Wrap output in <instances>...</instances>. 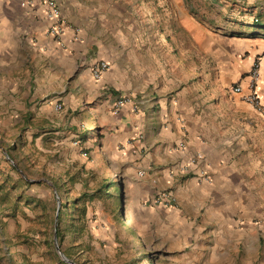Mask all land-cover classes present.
<instances>
[{"label": "rangeland", "instance_id": "1", "mask_svg": "<svg viewBox=\"0 0 264 264\" xmlns=\"http://www.w3.org/2000/svg\"><path fill=\"white\" fill-rule=\"evenodd\" d=\"M36 1L15 0L22 8V19L29 20ZM54 1L62 21L77 33L84 23L73 27L65 11L78 1L82 13L88 14L85 22L93 23L91 35L96 43L113 38L116 31L106 32L114 30V24L129 39L141 38L155 45L167 39L193 75L191 82L210 76L213 37L224 31L233 33L249 21L255 26L257 15L264 13V0H184L182 4L176 0ZM108 23L112 25L107 29ZM36 43L22 26V63L0 65V264H70L59 250L76 264H264L261 231L244 241L238 237L241 229L230 225L233 239L222 242L217 236L220 229L207 224L206 214H200L195 223L188 221L177 234L172 229L146 228L136 221L132 180L122 177L121 167L102 144L105 128L98 118L100 101L85 100L72 108L58 106L50 116L51 126L42 119V101L33 96L40 67ZM97 50L96 46L91 50L93 58ZM160 53L156 49L154 54L159 57ZM162 56L163 63H169L165 70L178 74L173 70L177 66L174 56ZM257 64L246 74L248 80L238 79L231 86L241 84L245 91L253 84L258 87L259 79L251 78ZM155 66L156 72H162ZM181 172L186 176L183 181H191L189 168ZM113 177L121 185V204L115 193L108 197L95 194L104 179ZM62 179L68 184L58 191L56 185H62ZM168 192L177 197L174 188L164 191ZM81 195H85L80 202L86 205L85 216L73 206L64 207ZM131 224L136 233L130 232ZM58 227L61 236L55 237Z\"/></svg>", "mask_w": 264, "mask_h": 264}, {"label": "crops", "instance_id": "2", "mask_svg": "<svg viewBox=\"0 0 264 264\" xmlns=\"http://www.w3.org/2000/svg\"><path fill=\"white\" fill-rule=\"evenodd\" d=\"M17 2L0 0V65L22 63L23 26L36 38L40 53L33 96L42 101L47 125L60 105L72 108L85 100L100 101L102 144L121 167L122 177L132 180L136 221L177 234L188 221L195 223L206 214L207 224L220 229L217 236L222 242L233 239L230 225L241 229L238 237L244 241L259 231L264 234V114L243 102L231 86L238 79L248 80L246 74L258 62V92L264 103V27L249 21L239 30L229 29L233 33L213 37L210 76L191 82L193 75L167 39L158 45L129 39L114 24V30L106 32L116 31L113 38L96 43L93 23L85 22L88 14L82 13L78 1L65 15L73 27L83 22L82 30L68 28L65 37L56 38L48 33L44 0L36 1L29 20L22 19ZM111 25L106 24L107 29ZM237 31L242 35H233ZM156 49L161 50L159 57ZM163 53L174 56L173 70L178 74L165 70L169 63H163ZM100 60L110 66L101 80H95L91 67ZM156 64L162 72H156ZM125 96L132 101L117 107ZM198 154L205 158L194 164ZM185 166L193 175L188 182L181 172ZM205 169L210 180H200ZM167 188L176 191V208L154 200Z\"/></svg>", "mask_w": 264, "mask_h": 264}, {"label": "built area", "instance_id": "3", "mask_svg": "<svg viewBox=\"0 0 264 264\" xmlns=\"http://www.w3.org/2000/svg\"><path fill=\"white\" fill-rule=\"evenodd\" d=\"M31 2H34V0H31ZM30 3L28 2L27 4H30ZM44 3H45V10H46L45 15H46V18L50 22V27H49L50 34L53 35L54 37L56 36L62 37L65 31L68 29V27L61 19V13L59 11L58 5L56 4L54 0H45ZM109 66L110 64L106 60H100L97 63H95L91 67V73H92L93 78L95 80H101L105 72L109 69ZM251 78L252 80L259 79L258 72L256 71L253 77ZM232 90H233V93L239 95L245 103L249 104L250 106H252L253 108L257 109L258 111L264 114V103H263L261 96L259 95L258 87L256 85L253 84L251 90L245 91L241 84H235L232 87ZM131 101H132L131 97L125 96V97L118 99L116 106L122 107L126 103L131 102ZM204 158L205 157L203 154H198L192 159V162L194 164H197L199 161L204 160ZM182 169L186 171L187 167L185 166ZM200 178L204 180H210L211 174L205 169L201 171ZM124 190L126 191V186L124 187ZM154 200L157 204H162L170 208H176L178 205L177 197L172 192L161 193Z\"/></svg>", "mask_w": 264, "mask_h": 264}, {"label": "trees", "instance_id": "4", "mask_svg": "<svg viewBox=\"0 0 264 264\" xmlns=\"http://www.w3.org/2000/svg\"><path fill=\"white\" fill-rule=\"evenodd\" d=\"M253 24L256 26L264 27V13H259ZM62 182H64L62 185L61 184L56 185L58 191L59 190L61 191L64 188V186H67L68 184V181L66 179H62ZM114 193L117 195L119 203L120 204L123 203L120 182L114 177L110 179H104L102 181V184H100V186L95 191V194H97V196L99 197H108ZM84 198L85 195H81L80 197H77L74 201H72V203H70L69 205L67 206L64 205V207L69 208L70 206H73L75 212H79L83 216H85L87 212L86 205L80 206V202L84 201ZM60 214H61V210L59 211V215ZM75 229L76 228L74 227L72 228V233L75 231ZM130 232L136 233V230L132 224L130 225ZM56 235L58 237L61 236V230L59 227L56 230Z\"/></svg>", "mask_w": 264, "mask_h": 264}, {"label": "water", "instance_id": "5", "mask_svg": "<svg viewBox=\"0 0 264 264\" xmlns=\"http://www.w3.org/2000/svg\"><path fill=\"white\" fill-rule=\"evenodd\" d=\"M123 187V186H122ZM56 226H57V219H56ZM57 237V235H55ZM59 254L61 255L62 259L70 264H76L73 260L69 259L63 252L59 250Z\"/></svg>", "mask_w": 264, "mask_h": 264}, {"label": "bare ground", "instance_id": "6", "mask_svg": "<svg viewBox=\"0 0 264 264\" xmlns=\"http://www.w3.org/2000/svg\"><path fill=\"white\" fill-rule=\"evenodd\" d=\"M129 213V212H128Z\"/></svg>", "mask_w": 264, "mask_h": 264}]
</instances>
